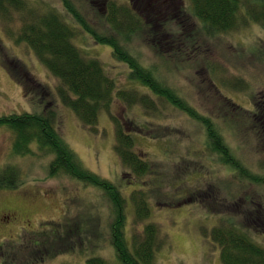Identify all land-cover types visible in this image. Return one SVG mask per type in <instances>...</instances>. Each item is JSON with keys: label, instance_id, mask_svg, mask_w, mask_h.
Masks as SVG:
<instances>
[{"label": "rangeland", "instance_id": "374dc122", "mask_svg": "<svg viewBox=\"0 0 264 264\" xmlns=\"http://www.w3.org/2000/svg\"><path fill=\"white\" fill-rule=\"evenodd\" d=\"M26 1L33 7L35 4L40 5L41 10L54 8L58 13L65 14L70 23H75L70 14L67 15L61 0ZM73 1L78 8L79 0ZM141 1L138 0L136 4L141 11L148 12L151 19L174 17L176 22H171V25H175L179 32L171 35L170 44L167 41L169 38L157 33V24H152L150 35L144 38L142 36L136 41L135 49L141 54L142 62H156L167 84L181 97L221 120L224 135L230 144L252 168H256L259 159L264 158V135L257 152H250L247 148L248 142L246 145L239 142L238 131L231 127L228 120H234L235 115L244 114L243 118L249 119L253 112H257V115L261 113L264 104V27L259 22L250 20V16L247 19V15L243 14L242 17L240 13V23L236 27L215 33L207 32L205 27L202 28L191 16L189 0H171V3L160 4L156 8ZM159 1L162 0H155V3ZM98 2L101 3L100 0H97ZM143 4L150 7V12ZM99 7L105 10V3ZM181 9L187 10L189 22H185L180 13ZM16 14L15 18L3 15L0 17V115L52 110L55 114L53 124L63 140L76 152L86 168L108 178L117 186L127 199L128 216L131 219H135L134 208L130 203L132 192L138 190L140 193L147 190L144 187L152 188L154 184L153 190L157 189L154 192H160L162 195L160 200L156 199L148 188L149 217L143 221L129 222L127 229L131 235L141 230L147 222L157 225L164 242L156 247L155 264H223L219 247L210 239L213 227L221 223V214L213 213L195 202L178 204L185 194V189L187 190L192 182L180 183L172 190L167 186L165 189L162 181L153 179L161 178V174L153 173L151 177H146L144 183V178L137 179L129 168L123 166L114 150L116 120L122 123L127 132L133 131V123L141 126L147 133V129L175 132L171 133L174 141L169 156L172 158H180V154L185 156L184 154L192 149L194 145L188 144L195 142L199 137V125L176 106L163 99L160 101L149 88L139 85V92L146 93L156 100L155 111L147 112L143 104L130 106L115 96L107 107L99 111L97 125L86 126L72 108L62 101L59 90L62 81L37 59L25 41L19 40L22 22ZM92 17L88 16L87 19L96 26L97 23ZM75 29L77 35L74 42L84 47L92 56L100 58L109 75L115 78L118 87L134 85L127 77L126 65L113 60L109 45L96 44L76 23ZM194 34H198V41L201 38L200 45L204 42L205 44L197 47L195 39H190ZM181 36L189 38L187 43L194 46L189 49L183 46L187 50L183 54L178 51ZM162 56L167 57L169 61L160 60ZM181 56L185 59L178 60ZM204 58L207 59L205 66L202 63ZM213 61L217 66L218 61L225 64L224 71L219 68L214 71L218 77V81L214 79L218 88L214 89L210 85L207 69V64H212ZM8 67L12 69V73L18 75L17 78L9 72ZM218 93H222L221 96ZM223 95L228 96L231 102L240 108L229 105ZM137 137L134 150L140 156H150L156 164L158 160L159 163L167 159L163 150L168 145L159 143L146 134ZM12 142V133L6 126H0V169L7 165L15 167L18 170L16 178L20 180L14 181V186L9 184L11 186L0 187V213L6 209L15 212L12 215L15 218H0V264H86V257L95 255L103 256L114 263V252L107 232L109 207L102 194L103 189L65 175H51L49 162L52 154L39 148L36 143L32 145L31 153H16ZM237 145L242 146L241 151ZM219 169L221 170L216 172V180L219 181L213 191L215 196L224 197V190H228L227 182L231 180L232 183L233 176L223 167ZM203 172L208 174L209 169L204 168ZM203 181H200L199 185L203 191H207V184ZM248 190L251 196L254 195L256 199L262 197L264 200V186L247 185L246 191ZM215 208H220L223 214H228L222 202L216 204ZM69 216H73L69 221L75 222V230L80 236L76 238L73 235V244L76 246L67 248L68 242L63 240L64 244L60 242L56 245L54 241L57 248H63V252L51 256L42 254L40 250L35 251L42 247L40 244H34L42 242L41 239L48 233H56L57 230H54L53 226L64 228ZM250 233L256 242L264 245V233Z\"/></svg>", "mask_w": 264, "mask_h": 264}, {"label": "trees", "instance_id": "16d2710c", "mask_svg": "<svg viewBox=\"0 0 264 264\" xmlns=\"http://www.w3.org/2000/svg\"><path fill=\"white\" fill-rule=\"evenodd\" d=\"M61 1L67 15L70 14L71 19L90 35L92 41L111 47L110 54L113 60L126 65L127 77L134 85L118 87L115 78L109 75L100 58L92 56L84 47L74 42V37L77 35L75 23H70L65 14L58 13L54 8L41 10L40 5L35 4L33 7L26 0H0V17L3 15L7 18H15L16 13L18 17L20 16L22 23L19 40L25 41L37 59L62 81L59 88L62 101L72 108L78 119L86 126L97 125L99 111L107 107L115 96L130 106L143 104L147 112L155 111L156 100L146 93L139 92V85L149 88L160 101L163 99L176 106L194 120L199 125L197 130L201 133L195 142L188 144V146L194 145L192 149L188 153H183L185 156L180 154V158L169 156L174 141L172 134L175 132L166 133L165 130L147 129L149 132L147 133L136 123H133V131L127 132L121 122L114 120L115 153L123 166L132 171L134 177L140 180L144 178V183L146 177H151L153 173L161 174V178L153 179L162 181L165 189L168 187L172 190L180 183L192 182L187 190L185 189V194L178 204L195 202L213 213L221 214V223L213 227L210 239L219 247L223 264H264V245L256 242L250 233H264V200L262 197L256 199L254 195L249 194L250 190L246 191L247 185L264 186V158L259 159L256 168H252L225 137L221 120H217L181 97L167 84L158 64L143 63L141 54H138L139 51L135 49L136 41L140 37L150 35L152 24H157V33L169 38L167 41L171 44V35L179 33L177 27L171 25V22H176L174 17L151 19L149 13L141 11L136 4L138 0H100L101 3H97V0H79L78 8L73 0ZM189 2L191 16L202 28L205 27L207 32L215 33L236 27L240 23V13L242 17L243 14L247 15V19L250 16V20L259 22L264 27V0H189ZM104 3L105 10H102L99 6ZM151 5L152 8H156L153 4L149 6ZM144 6L150 12V7ZM185 10L181 9L180 13L185 22H189L188 12ZM88 16H93L96 26L87 19ZM7 18L4 20L7 21ZM197 36L198 34H194L190 38L195 39L197 47L205 44L204 42L200 45L201 38L198 41ZM180 40L178 51L183 54L187 51L185 49L191 48L192 45L187 43L189 38L186 36H181ZM167 57L171 58L170 55ZM167 57L162 56L160 60L169 61ZM183 59H185L183 56L178 58V60ZM206 62L207 59L204 58L202 61L204 66ZM218 63V66L214 61L212 64H207L210 74L208 77L213 89L218 88L214 82V79L218 78L214 71L218 68L224 71L223 66H225L221 61ZM8 70L12 71L9 67ZM11 74L18 77L14 72ZM221 94L218 93L219 96ZM223 97L229 105L240 108L231 102L228 96L223 95ZM54 116L52 110L39 113L4 114L0 115V126H6L12 133L14 152L31 153L32 145L36 143L39 148L52 154L49 162L51 175H65L84 184L99 186L103 189L102 194L108 201L110 214L107 232L115 261L111 263V260L95 255L86 257V264H155L156 247L164 242L157 225L147 222L141 230L131 235L127 229L129 222L143 221L149 217L148 188L150 187H144L147 190H142L140 193L138 190L132 192L130 203L134 208L135 219H131L128 216L127 199L112 181L86 168L76 152L63 140L55 128ZM235 116L234 120H228V122L238 131L239 142L244 145L248 142V150L257 152V147L263 141L264 135V104L259 115L253 112L250 117L247 115L249 119H244V114ZM251 121L256 122L248 124ZM171 129L176 128L171 127ZM141 134L149 135L159 143L168 145L163 150L167 159L159 163L158 160L156 164L150 156H140L134 150V145L137 136ZM237 146L241 151L242 146ZM219 167H223L233 176V182L231 183V180L227 182L228 190H224V197L215 196L213 191V187L219 181L216 180L218 177L216 172L221 170ZM204 168L209 169L208 174L203 172ZM17 173L18 170L11 165L1 168L0 187L11 186L9 184L14 186L16 184L14 181H20L16 178ZM200 181L206 182L205 190L207 191H203L202 186L199 185ZM153 187L154 184L150 188L151 193L160 200L161 193L156 194L154 191L157 189L153 190ZM231 187L233 188L230 189ZM220 202L225 205L228 214H223L220 208H215ZM71 219L73 216H69L67 227L64 226L62 229L56 225L53 226L52 228L57 230L56 233H48L41 239L42 242L35 243L34 245L40 244L43 249L42 251L41 248H37L35 251L40 250L42 254L51 256L63 252V248L56 247L57 243H63V240L69 243L67 248L76 246L73 244L75 242L73 235L76 238L80 236L75 230V222L69 221Z\"/></svg>", "mask_w": 264, "mask_h": 264}, {"label": "flooded vegetation", "instance_id": "af4514ba", "mask_svg": "<svg viewBox=\"0 0 264 264\" xmlns=\"http://www.w3.org/2000/svg\"><path fill=\"white\" fill-rule=\"evenodd\" d=\"M142 1L149 3V4H153L155 6H158L160 4L163 5L165 3H171V0H162V1H159L156 3H155V0H142ZM142 1H141V3H142ZM13 214H15L14 211H11L10 209H6L0 213V218H2V219H10L11 218L12 219V218H15V216H12Z\"/></svg>", "mask_w": 264, "mask_h": 264}]
</instances>
